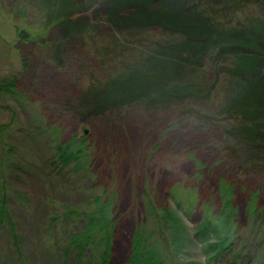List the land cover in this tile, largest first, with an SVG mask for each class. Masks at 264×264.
Returning <instances> with one entry per match:
<instances>
[{
    "label": "rangeland",
    "instance_id": "1",
    "mask_svg": "<svg viewBox=\"0 0 264 264\" xmlns=\"http://www.w3.org/2000/svg\"><path fill=\"white\" fill-rule=\"evenodd\" d=\"M55 8L59 20L48 25L56 18ZM14 26L33 32L45 27L47 33L16 41ZM129 39L139 51L119 47ZM4 74L16 75L23 95L0 99V124H9L13 116L8 142L15 160L6 179L10 188L27 195L26 202L11 203L25 241L26 264H52L40 256L37 241L46 240L39 232L49 216L62 212L61 204L80 208L101 187L115 204L111 264H125L130 233L149 205L156 220L176 200L186 206L190 202V213L179 220L181 229L190 231L204 202L216 212V178L223 172L210 165L207 153L219 148L204 144L209 146L221 132L201 124L193 112L182 118L166 107L187 80L200 83V92L209 90L199 96L209 107L214 98L224 104L209 113L233 140L222 139L224 146L246 149L240 160L264 170V0H89L83 8L70 0H0V76ZM187 92L197 96L195 89ZM47 124L58 128L62 140L85 136L93 179L49 166L41 130ZM187 153L204 162L199 177L192 175ZM228 176L237 208L232 249L224 250L217 262L208 260L199 241L185 240L169 215L163 218L165 225L160 221L155 227L165 264L263 262L264 228L243 214L249 193L260 184L250 173ZM257 207L264 219V191ZM2 262L17 264L6 257Z\"/></svg>",
    "mask_w": 264,
    "mask_h": 264
},
{
    "label": "trees",
    "instance_id": "2",
    "mask_svg": "<svg viewBox=\"0 0 264 264\" xmlns=\"http://www.w3.org/2000/svg\"><path fill=\"white\" fill-rule=\"evenodd\" d=\"M70 1L82 8L84 5L86 7L87 3L89 4V0ZM52 12L56 18H52L48 25L55 23L60 17L58 15L59 8H55ZM44 29L45 27L42 28V30ZM42 30L33 32L14 26L15 39L16 41H28L31 38L35 39L38 36L46 35L47 31L43 32ZM142 34L140 32L136 33L135 37H138V40L137 38L135 39L139 41ZM131 40L133 41V39L127 40L128 45L124 43L125 45H119V47L125 49L129 46L128 50L131 52L136 51L137 48H141L137 47V44H134ZM20 62L24 66L25 59L20 57ZM182 83L184 84V82ZM187 83L189 87L195 89L197 96L196 94H188L187 90L191 88L185 87L188 86ZM199 86H201L200 83L197 82L193 85V83L187 80L182 85V90L179 89L178 93L176 92V96L173 94L176 100L170 104L166 103V107L177 110L182 118L188 117V113L193 112V115L197 116L195 117L197 118L196 120L201 122V124L212 126L221 132L219 136L214 138V141H210L209 146H206L208 143L204 144V147L219 148L218 153L216 151L215 153L212 151L207 153L211 160L210 165H219L221 167L220 170L223 172L222 175L217 176L215 184L218 208L213 213L208 204L204 202L195 227L190 231L184 228L181 229V226H179L182 222L181 217H185L184 215L190 213L188 208V206H191L190 202L186 206L182 205L183 203L179 200H176L174 202V209L172 207L161 209L162 212L157 215L156 220L153 217L157 212L149 205L142 221L136 223L130 233L129 250L125 264H165L164 251L158 243L160 235H157L155 227L160 225V221L162 226L165 225L166 222L163 218L169 215L177 220L178 229L184 233L185 240L191 236V238L195 237L199 241L201 247L206 251L208 260L217 262L224 250L232 249L233 237L238 234L233 224L234 219L237 217V208L233 204L234 183L228 176L232 171L250 173L253 175V180L255 179L259 182L260 188L252 190L249 193L243 207V214H245L249 222L256 223L264 228V219L260 215L261 208L257 207L259 193L264 191V170L262 171V169L256 166H248L250 162L244 163L240 160L243 157L241 153L246 149L237 147V149L230 150V147L224 146L222 139L225 142L233 140L227 136L228 134L222 128L221 123L215 119L217 117L209 115L210 112L220 111L224 104H221L219 99L216 100V98L213 99V106L211 107L203 103L202 97L199 96L208 95L209 90L203 87L204 91L200 92L201 87ZM5 97L13 100L23 97L17 87V77L15 74L0 76V99ZM8 109L14 108L8 107ZM203 109L206 111V114L203 115L197 112ZM192 120L194 119L192 118ZM13 121L14 118L12 116L9 124H0V147L2 148L0 152V264L3 263L2 261L5 260V257L17 264L27 263L25 251L22 247L25 242L24 237L16 227V219L11 206V203L19 204L26 202L27 195L10 188L6 179V175L11 171L12 161L13 159L15 160L12 152L13 147L8 142L9 125ZM41 130L43 135H45V146L50 150L46 161L49 163V166L54 169L57 168L60 171L67 168V171L74 176L81 174L84 178H94L89 169L90 148L85 136L76 137L72 135L62 140L58 128L51 124L43 126ZM222 135L224 138H222ZM215 141L218 142L220 147L214 145ZM186 155L194 168L192 175L199 177L201 168L205 165L204 162L195 153H187ZM243 159L250 160L248 157ZM91 182L93 185L94 180ZM109 193L107 188L101 187V193L90 197L89 202H84L80 208L61 204L62 212L51 214L45 228L39 232L40 235L46 237V240H42L41 237L37 240L41 248L39 252L40 256L43 259L50 258L52 264H111L115 229L113 208L115 204L113 203L114 197ZM222 222L227 227L226 229L222 230L220 228L222 227ZM183 240L180 239V242ZM172 242L174 243L175 241L173 240ZM262 261L260 264H264V257Z\"/></svg>",
    "mask_w": 264,
    "mask_h": 264
}]
</instances>
